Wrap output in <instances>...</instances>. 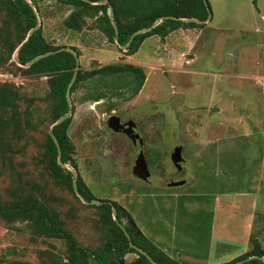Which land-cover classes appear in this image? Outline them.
<instances>
[{"label": "rangeland", "instance_id": "obj_1", "mask_svg": "<svg viewBox=\"0 0 264 264\" xmlns=\"http://www.w3.org/2000/svg\"><path fill=\"white\" fill-rule=\"evenodd\" d=\"M209 2L213 18L205 28L182 27L166 40L148 38L130 56L95 19L87 18L81 31L69 30L63 22L74 7L39 0L45 38L55 47H76L83 71L113 63L146 66L147 80L137 95L131 86H108L99 76L79 84L71 96L68 136L79 174L96 200L122 205L181 264H229L256 245L264 249V0ZM17 66L14 58L0 69V85L15 84L25 98L24 124L42 123L18 142L17 174L4 172L0 196L8 198L13 177L39 184L79 243L101 248L108 238L101 211L38 164L55 124L49 78ZM101 93L106 96L97 102ZM113 116L135 122L144 147L110 128ZM180 146L182 172L171 159ZM141 149L149 162L148 181L134 171ZM180 181L184 185L170 184ZM9 251L14 255L7 257ZM49 253L65 258L63 241L35 236L29 222L0 224V264H41L51 260ZM123 261L133 264L139 256L128 254Z\"/></svg>", "mask_w": 264, "mask_h": 264}, {"label": "trees", "instance_id": "obj_2", "mask_svg": "<svg viewBox=\"0 0 264 264\" xmlns=\"http://www.w3.org/2000/svg\"><path fill=\"white\" fill-rule=\"evenodd\" d=\"M30 1L32 4L28 0H0V17L4 18L0 28V69L14 60V55L22 45L18 53V62L21 64L20 66L27 64L30 66L27 69L17 67L26 74L49 78L48 99L52 103L54 124L69 113L67 92L77 68V59L71 52L65 50L38 62H33L39 56L66 47H55L50 43L44 36L42 23L40 29L25 42L29 32L37 26L38 19H41L39 0ZM104 1H108V3L98 4ZM57 2L74 7V12L63 22L67 29L81 31L87 18L95 19L101 24L105 35L112 42H116V29L109 13L110 6H112L114 21L119 31L118 42L121 46H127L134 33L150 28L160 21L159 25L150 32L134 38L125 51L130 56L136 54L148 38L158 36L165 39L182 27L201 29L206 26L186 22L183 21L184 19L206 21L209 18V9L204 0H57ZM164 17L181 20H162ZM69 48L76 50L80 56L76 47ZM97 76L106 81L108 86H131L130 90L135 95L140 93L147 80L145 68L133 64L113 63L88 71L80 69L71 96L79 84ZM105 96V94H99L96 98L97 102ZM23 101L26 102L15 84L0 85V178L7 170L11 174H17L14 157L20 151L18 142L24 138L27 129L36 130L42 123L38 119V123L30 120L24 124L23 116L26 111H22L20 104ZM31 107H33V102L25 110H29ZM71 120V118L65 120L54 129L52 134L58 140L64 163L78 171L79 192L86 201L91 202L96 200V197L79 174L78 164L73 157L76 147L68 136ZM52 134L50 133L46 139L44 151L38 164L45 167V170L58 185L67 188L78 197L74 188L75 174L72 170L60 166L58 147ZM13 178L16 185L9 188L8 198L4 199L0 196V224L29 222L35 236L63 241L66 247L65 258L49 253L51 260H42L41 264H91L92 261H95V264H121L128 254H137L139 264H152L146 256L131 246V241L118 222L126 228L132 243L147 252L158 264H181L149 239L136 225L132 215L118 202L113 201L103 200L105 202L103 205L92 206L101 211L102 221L107 232V241L103 247L98 249L83 246L66 225L60 211L54 209L47 202L51 201V196L48 198L39 184L24 182L21 178ZM113 207L117 209L116 215H113ZM125 219L126 221H124ZM44 254L45 252H40L39 257L42 259ZM252 257L254 258L250 259ZM239 262H243L242 264H264V249L260 245H256L252 251L241 255L229 264ZM7 264L32 263L11 261Z\"/></svg>", "mask_w": 264, "mask_h": 264}, {"label": "water", "instance_id": "obj_3", "mask_svg": "<svg viewBox=\"0 0 264 264\" xmlns=\"http://www.w3.org/2000/svg\"><path fill=\"white\" fill-rule=\"evenodd\" d=\"M28 1L32 4V2H31L30 0H28ZM204 2H205V4L207 5V7H208V9H209V18H208L206 21H200V20H197V19H184L183 21H186V22H192V23L201 24V25H202V24H207V23H209V22L212 20V18H213V13H212V9H211L210 6H209V5H210V4H209V0H204ZM107 3H108V1H104V2H99L98 4H107ZM109 13H110V18H111V20H112V23H113V25H114V27H115V29H116V34H117V36H116V42H117V44H118L122 49H125V50L128 48V46L131 44V42L134 40V38H135L136 36H138V35H142V34H145V33H147V32H150L152 29H154V28H155L156 26H158L159 23H160V21H157V22H156L154 25H152L150 28L143 29V30H140V31L134 33V34L132 35V38H131V40H130V43H129L127 46H121V45L119 44V42H118V34H119V31H118V27H117V25H116V23H115V21H114V12H113V8H112V6H110V12H109ZM164 19L181 20V19L173 18V17H164L162 20H164ZM40 27H41V20L38 19V24H37V26L29 32L28 38H27V40H26L25 42H27V41L29 40V38H30V37H31V36H32V35H33L38 29H40ZM21 47H22V45H21ZM21 47H19V49H18V51L16 52V55H15V61H16L19 65H21V64L18 62V53H19V50L21 49ZM65 50L71 52V53L76 57V59H77V68H76V70H75L74 77H73V79H72V81H71V84H70V86H69V88H68V92H67V99H68L69 107H70V109H69V113H68L67 116L62 117L61 119H59V120H58V121L52 126V128H51V134L53 133L54 129H55L57 126L61 125L65 120H67L68 118H71L72 115H73V107H72V103H71V91H72V88H73V86H74V84H75V82H76V79H77V76H78V72H79L80 69H81L80 58H79L78 53H77L76 50H74V49H72V48H69V47H66V48H62V49L59 50V51H55V52H50V53L44 54V55L39 56V57H37V58H35V59L33 60V62H38V61H40V60H42V59H44V58H46V57H49V56H51V55H53V54H57V53H59V52H61V51H65ZM29 66H30V64H27V65H25V66H23V67L29 68ZM108 125H109L110 128H112L115 132H118V133L121 132V130L124 129L123 132H125L127 135H129L130 138H131L134 142H136L137 138H140V135L137 134V133H135V130H134L135 128H134V127L136 126V123L133 122V121H129L127 124L124 125V124L121 122V119H120L119 117H117V116H113V117H111V118L109 119V121H108ZM52 136H53V139H54V141H55V143H56V145H57V147H58V162H59L60 166H61L62 168H64V169H70V168H69V165L66 164V163H64V161H63V158H62V152H61L60 145H59V143H58L57 138H56L55 135H53V134H52ZM138 154H139V155H138V158H137V160H136V166H135V169H134V171H135V175H136L139 179H141V180H143V181H148L149 178L151 177V172H150V169H149V164H148V162H147V159H146V157H145L143 151H139ZM172 159H173V162H174V164L176 165V167H178V168L181 169V167H182V163H183V161L185 160L184 157H183V147L180 146V147H177V148L174 149L173 154H172ZM71 167H72V166H71ZM73 172H74V174H75L74 188H75V191H76V194L78 195V197H79L84 203H86L87 205H91V206H101V205H103L105 202L102 201V200H94V201H91V202H88V201L85 200V198L83 197V195H82V194L79 192V190H78V186H77L78 174H77V172H76L75 170H74ZM184 183H185V181H180V182H174V183H171V185H172V186H181V185H184ZM116 213H117V209H116V207H113V215H116ZM118 224L120 225V227L123 228V230L125 231L126 235H127L128 238H129V240L131 241V246H132L134 249H136L137 251H139L142 255L146 256V257L151 261L152 264H158L155 260L152 259V257H151L147 252H145L143 249H141V248L135 246V245L132 243L131 237H130L129 233L127 232L126 228H125L122 224H120L119 222H118ZM12 255H14V252H13V251H9V252H7V254H6L7 257H11ZM253 258H254V257H252V258H250V259H253ZM250 259H248V260H250ZM242 263H243V262H239V263H237V264H242ZM121 264H125V262H121ZM133 264H139V262H136V263H133Z\"/></svg>", "mask_w": 264, "mask_h": 264}, {"label": "flooded vegetation", "instance_id": "obj_4", "mask_svg": "<svg viewBox=\"0 0 264 264\" xmlns=\"http://www.w3.org/2000/svg\"><path fill=\"white\" fill-rule=\"evenodd\" d=\"M129 122V121H128ZM128 122H125V123H123L124 125L125 124H127ZM135 129V133H137V134H139L140 135V138H137V140H136V142H134L133 140V144L135 145V146H137V145H139V146H141V147H144V145H145V143H146V141H145V139L141 136V134L139 133V130H138V125L136 124V126L134 127ZM124 131V129L123 130H121V132H119V133H122V134H124L126 137H128V138H130V136L129 135H127L125 132H123ZM131 139V138H130ZM182 147V146H181ZM177 148V147H176ZM183 150H184V148H183ZM139 151H143L144 152V155H145V157H146V159H147V155H146V153H145V151L144 150H139ZM156 152V151H155ZM151 154H153V156H154V153H151ZM157 154V153H156ZM172 154H173V152H172ZM172 154H171V157H172ZM184 154V153H183ZM139 155V154H138ZM138 155L136 156V158H135V160H137V158H138ZM172 159V158H171ZM185 159V158H184ZM173 160V159H172ZM147 161H148V159H147ZM161 161V158H160V155L158 156V159L157 160H155L154 161V163L156 162L157 164H158V162H160ZM185 161L186 160H184L183 161V163L182 164H184L185 163ZM136 163V162H135ZM148 164H149V162H148ZM176 167V166H175ZM177 170L178 171H180V172H182V167H181V169L180 168H178L177 167ZM171 183H174V182H171ZM170 183V184H171Z\"/></svg>", "mask_w": 264, "mask_h": 264}, {"label": "crops", "instance_id": "obj_5", "mask_svg": "<svg viewBox=\"0 0 264 264\" xmlns=\"http://www.w3.org/2000/svg\"><path fill=\"white\" fill-rule=\"evenodd\" d=\"M171 34H172V33H171ZM171 34H170V35H171ZM170 35H169V36H170ZM169 36H168V37H169ZM168 37H166V38H168ZM166 38H165V40H166ZM165 46H166V44H165ZM166 58H167V57H166ZM165 62H166V59H165ZM140 66H144V67H146L145 65H140Z\"/></svg>", "mask_w": 264, "mask_h": 264}]
</instances>
